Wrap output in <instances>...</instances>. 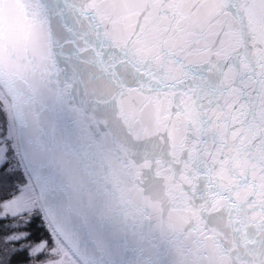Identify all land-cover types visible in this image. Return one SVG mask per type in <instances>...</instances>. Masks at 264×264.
<instances>
[{"label": "snow or ice", "instance_id": "6c2138e0", "mask_svg": "<svg viewBox=\"0 0 264 264\" xmlns=\"http://www.w3.org/2000/svg\"><path fill=\"white\" fill-rule=\"evenodd\" d=\"M0 264H264V0H0Z\"/></svg>", "mask_w": 264, "mask_h": 264}]
</instances>
